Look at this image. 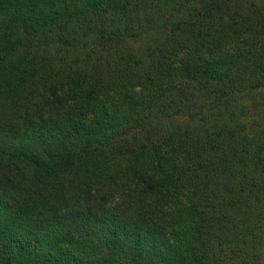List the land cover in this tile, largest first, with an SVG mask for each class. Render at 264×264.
Listing matches in <instances>:
<instances>
[{"label":"trees","instance_id":"obj_1","mask_svg":"<svg viewBox=\"0 0 264 264\" xmlns=\"http://www.w3.org/2000/svg\"><path fill=\"white\" fill-rule=\"evenodd\" d=\"M264 0H0V264H264Z\"/></svg>","mask_w":264,"mask_h":264},{"label":"rangeland","instance_id":"obj_2","mask_svg":"<svg viewBox=\"0 0 264 264\" xmlns=\"http://www.w3.org/2000/svg\"><path fill=\"white\" fill-rule=\"evenodd\" d=\"M247 124L252 135H254L257 130L264 128V109L254 111L248 119Z\"/></svg>","mask_w":264,"mask_h":264}]
</instances>
